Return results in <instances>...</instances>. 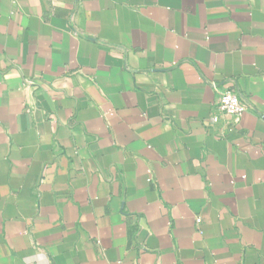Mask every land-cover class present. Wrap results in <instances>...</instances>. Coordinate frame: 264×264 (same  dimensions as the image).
I'll return each instance as SVG.
<instances>
[{
	"label": "crops",
	"instance_id": "0c3cea01",
	"mask_svg": "<svg viewBox=\"0 0 264 264\" xmlns=\"http://www.w3.org/2000/svg\"><path fill=\"white\" fill-rule=\"evenodd\" d=\"M0 264H264V0H0Z\"/></svg>",
	"mask_w": 264,
	"mask_h": 264
},
{
	"label": "built area",
	"instance_id": "2783aa9c",
	"mask_svg": "<svg viewBox=\"0 0 264 264\" xmlns=\"http://www.w3.org/2000/svg\"><path fill=\"white\" fill-rule=\"evenodd\" d=\"M11 1L14 3V0ZM33 83L34 82L31 80H25L24 88L33 85ZM215 108L219 115L231 118L234 121H238L246 111V105L240 100L239 95L232 90L226 91L220 96L217 103L215 104ZM32 111V107L27 109L28 113H31ZM209 121L212 125L217 124L219 121V116L214 115L210 117Z\"/></svg>",
	"mask_w": 264,
	"mask_h": 264
}]
</instances>
